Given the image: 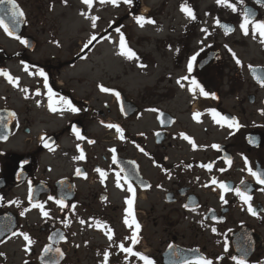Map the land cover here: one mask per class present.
<instances>
[{"label": "flooded vegetation", "instance_id": "1", "mask_svg": "<svg viewBox=\"0 0 264 264\" xmlns=\"http://www.w3.org/2000/svg\"><path fill=\"white\" fill-rule=\"evenodd\" d=\"M16 3L24 13L18 22L11 5L0 4V20L12 32L0 27V70L15 80L14 86L0 75V264H105L106 251L107 264H144L121 244L152 264H264V184L249 173L264 175V86L255 78H264V49L260 62L252 63V33L200 34L194 38L202 40L199 49L190 47L189 38H168L169 47L154 50L153 40L150 52L130 48L136 54L131 60L117 49L123 64L112 77L108 49L96 56L101 65L94 62L99 38L84 48L91 36L52 32L63 19L46 17L53 2ZM247 6L254 21H264V2H245L229 18L238 15L242 23ZM229 18L221 22L236 29L237 18ZM234 36L239 43L228 41ZM154 51L167 61L155 84ZM207 56L208 65L199 70ZM136 76L151 78L152 85L132 91ZM192 81L216 98L202 95ZM49 88L53 101L64 97L78 111L60 103L51 111ZM211 110L228 121L217 123ZM232 118L238 128L229 126ZM107 124L118 125L123 138ZM81 151L84 159H75ZM237 188L251 197L248 203ZM126 217L139 224L138 231L125 224ZM146 224L151 238L144 236Z\"/></svg>", "mask_w": 264, "mask_h": 264}, {"label": "rangeland", "instance_id": "2", "mask_svg": "<svg viewBox=\"0 0 264 264\" xmlns=\"http://www.w3.org/2000/svg\"><path fill=\"white\" fill-rule=\"evenodd\" d=\"M52 4V12L47 13L48 18L63 17L56 30L52 31L59 34L84 33V37L95 35L100 41L95 42L94 62L102 64L96 56L106 53L108 49L111 59V76L120 74V66L123 64L120 57L117 56V49H120V36L123 34L127 38V48L137 49L139 52H150L154 50L166 49L169 47L170 40L180 39L183 41L189 38L190 47L199 49L197 46L202 42L198 38L200 34L208 36L219 33L218 24L227 20L233 13H240L242 5L250 3V0H228V3L235 6V11L224 4H218L217 0H117L115 4L111 2L101 3V0H93L92 7L89 8L82 0H46ZM186 5L193 11L195 19H191L185 12L181 11V6ZM87 13L81 15V13ZM97 17L96 27H92L90 17ZM137 17H144L146 20H152L154 23L145 22L141 27L137 23ZM237 18V20H236ZM229 19L236 20V32L242 33L240 16ZM219 22V23H217ZM60 26V27H59ZM119 29V31H117ZM252 33V31H249ZM194 35V36H193ZM198 35V36H197ZM253 38V36H251ZM239 43L238 36L230 37L228 41ZM254 44L250 41L252 49V63L260 62V51L264 49L259 34L253 38ZM224 41V40H223ZM215 42V40H214ZM183 43V42H182ZM208 47V45H204ZM230 48V46H226ZM236 49V47H232ZM154 58L157 59L154 64V84L160 74L162 66L167 65V61H161L154 51ZM102 61V59H101ZM115 68V69H114ZM137 74V72L135 73ZM134 74V75H135ZM134 83L133 90H138L145 85H152V79L136 76L131 80ZM137 89H136V88ZM130 89V88H129ZM143 209H148L145 201L142 203ZM144 236L151 238L150 228L147 226Z\"/></svg>", "mask_w": 264, "mask_h": 264}, {"label": "snow or ice", "instance_id": "3", "mask_svg": "<svg viewBox=\"0 0 264 264\" xmlns=\"http://www.w3.org/2000/svg\"><path fill=\"white\" fill-rule=\"evenodd\" d=\"M104 2H111L113 4H115L117 2V0H101V3H104ZM125 2H130V0H125ZM9 4L11 5V11H12V17H13V20L14 21H17L18 22V18H22L24 16V13L23 11L19 8V6L17 5L16 3V0H0V4ZM82 3L86 4L89 8L92 7V4H93V0H82ZM217 3L218 4H224L225 6H228V7H231L233 11H235V6L228 3V0H217ZM181 11L185 12L186 15H188L191 19H195V16L193 14V11L190 7H187L186 5H182L181 6ZM81 15H85L86 18L87 17V13H84L82 12ZM91 21H92V27L95 28L96 27V20L98 19L97 17L93 16V17H90ZM137 23L140 24V26L142 27L143 24L145 22L147 23H154V21L152 20H146L144 17H137ZM219 23V22H217ZM248 25H251L252 27V35H253V38H255V36L257 34H259V36L261 37V43L264 44V21H253L251 19H249L248 17V14L245 13L244 14V18H243V22L241 23L240 27H241V30L244 32L245 35H248ZM0 27H2L4 29V31L8 34V35H12V32L11 30L8 28V26L4 25L3 21L0 20ZM117 31H119V29H117ZM17 39H20V37H16ZM94 40H96V36L93 35L90 37V39L87 41V43L84 45V48H87ZM21 43H24L26 44L27 41L25 40H21ZM120 49L121 51L119 52L120 55H123L125 56L126 58L128 59H133V58H136V54L134 51H132L130 48H127L126 47V44H125V39H124V36L123 34H121L120 36ZM234 56V59H235V54H233ZM195 60V56H193L191 58V60L189 61V64H188V69L189 71L192 70V61ZM236 63L239 65L241 64V61L239 59H236ZM141 67H143V65H140ZM251 68V66H249ZM25 70L27 71V68H25ZM0 75H3L9 83H13L14 86H15V80L12 76L9 75L8 72L6 71H3V70H0ZM38 75L40 76H44V72L43 71H39L38 72ZM258 82L261 84V86H264V78H260V77H255ZM181 79H187L186 77H182ZM177 83H180V81L178 80ZM192 84L195 85V87L197 88H200V92L202 95H204L205 97L209 96V95H212L213 98H216L215 97V94H209L208 92L204 91V89L196 82V81H192ZM184 85L181 84V87H183ZM45 87H48L47 85V79H45ZM100 87V90L103 91V92H109L111 91L110 89H107L105 87H103L102 85L99 86ZM189 91H193L192 88H189ZM55 94L52 92L51 88L48 89V96H49V109L53 112L57 111V108L54 107V103H60L62 105H65L67 107L68 110L72 111V112H76L78 111V109H76L75 107H73L72 105V102L64 97H60L59 98V101H53V96ZM118 96V94H117ZM39 103V102H37ZM152 111H155V109H153ZM212 111V115H213V118L216 120L217 123H222V122H225V121H228V118L225 117V116H222L221 114H219L218 112H216L215 110H211ZM10 115L14 116L15 114L14 113H10ZM197 117L199 114H196ZM108 128H115L116 131L118 133H121V138H123L122 136V130L121 128L118 126V125H113V124H107L106 125ZM229 126L230 127H236L238 128L239 125L238 123L236 122L235 118H232L231 122L229 123ZM73 131L76 132V135H77V138L78 139H83V137L80 135L79 131L76 130V129H73ZM183 135V134H182ZM43 140V137L41 138ZM184 139H189L187 136H184ZM191 142V141H190ZM89 143H93V141H89ZM47 146V145H45ZM79 147V146H78ZM193 147H195V145L193 144ZM213 147H218L216 145H213ZM110 151H112L113 153L116 151L115 149H110ZM141 151H143V149H141ZM75 159H84V154L83 152L81 151V154L79 157H76ZM113 163H116V157L115 155L113 156ZM247 163V161H246ZM207 167H211V165H208ZM97 172L100 173L101 177L103 178L105 176V173L103 171H101L99 168L96 169ZM249 173L254 176L257 180L258 183L260 184H264V175L260 174V173H257V172H253L250 168H249ZM76 174L77 175H80L81 172L79 169L76 170ZM119 176V174H117ZM213 183H216V181L214 180ZM243 183V182H242ZM117 187H120V184H119V179L117 181ZM220 187L222 190H226L227 189V185L221 183L220 184ZM129 191H131V185H129ZM235 192H236V195L239 196L241 198L242 201H244V203H248V201L251 199V197L249 195H247L246 192H243L241 191L239 188L235 189ZM49 199H52V197H49ZM221 200H224V196H223V192L221 194ZM226 202V201H225ZM57 203L60 204L61 207H63V202L62 201H57ZM126 203L128 204V209L126 210L128 215H131L132 214V204H133V200L132 199H128L126 201ZM33 207H38L41 209L42 211V214L44 216H47L48 213L43 211V205L42 204H34ZM27 211V209L25 210ZM249 211L252 212V214H255L254 210L252 209L251 205H249ZM21 215H24V212H21ZM125 224L129 225V227L132 226V224H135L136 225V230L138 231L139 230V224L135 222V220L133 219L131 222L127 219V217L125 218ZM81 223H84L83 221H81ZM216 230L213 228V232H215ZM108 233H109V239L111 240L112 239V236H111V229H108ZM21 235H23L24 239L26 241H28L29 243H31V240L29 238V236L26 234V233H21ZM61 239H63V237H61ZM138 242V239L136 238V232L133 233V237H132V243L135 244ZM120 248L122 251L124 252H127L131 255H136L139 257V259H141L142 261H144V264H152V261L140 254V253H135L133 252L132 248L131 247H124L123 244L120 245ZM45 252H48V251H52L51 247H46ZM55 252L59 253L61 256L63 255V253L60 251L59 248L55 249ZM108 252L106 251L104 253V262L105 264H107V261H108ZM233 259L235 260L236 257H233ZM53 264H56L55 261H53ZM198 264H212L211 261H208V260H201L198 262ZM237 264H244V261L241 259V260H238L237 261Z\"/></svg>", "mask_w": 264, "mask_h": 264}, {"label": "water", "instance_id": "4", "mask_svg": "<svg viewBox=\"0 0 264 264\" xmlns=\"http://www.w3.org/2000/svg\"><path fill=\"white\" fill-rule=\"evenodd\" d=\"M253 2H254V4H256V5H258V6H262V5H263V0H253ZM243 13H244V14L247 13L249 19H251V20H254L255 17H256V14L253 13V11H252L250 8H248V7H246V8L244 9V12H243ZM219 27H220V29H221L223 32H225V33H227V34H231V33H233V31H234V28H233V26H231V25L220 24ZM209 60H210V56H207L206 59H204L203 61H201V62L199 63L198 69H199V70H202L204 67H206V66L208 65V63H209ZM257 70H258V69H255V71H257Z\"/></svg>", "mask_w": 264, "mask_h": 264}]
</instances>
